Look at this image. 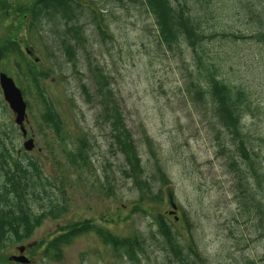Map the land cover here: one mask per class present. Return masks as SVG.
<instances>
[{"label": "rangeland", "instance_id": "obj_1", "mask_svg": "<svg viewBox=\"0 0 264 264\" xmlns=\"http://www.w3.org/2000/svg\"><path fill=\"white\" fill-rule=\"evenodd\" d=\"M34 1L9 0V13L0 19V48L16 43L44 72L45 91L64 119L67 149L76 150L78 139L85 136L89 161L83 169L71 164L65 144L43 122L40 98L20 70L19 55L12 51L0 57V72L13 77L27 102V136L15 123L1 86L0 131H8L7 143L21 158L24 141L34 139L27 152L52 182L53 196L65 202L58 219L44 220L22 242L31 256L24 264H264V223L256 207L257 201L264 206V182L259 187L256 174L241 162L247 192L241 190L230 162L233 154L240 160L239 139L192 89L191 48L185 42L173 49L162 44L155 17L139 0H77L73 20L78 29L73 20L67 29L64 19L54 16L31 31L26 8ZM207 1L172 0L176 5L186 2L207 32L218 34L209 46L224 62L221 76L248 93L250 103L243 106L239 128L260 174L264 43L257 36L264 34V0ZM97 71L108 75L123 119L134 134L148 184L138 187L125 173L128 166L115 143L113 117L107 113V102L112 104L98 93ZM102 90L105 93L106 88ZM157 164L168 180L160 179ZM172 201L177 208L170 214ZM30 203L34 210L39 208L36 201ZM158 214L172 228L181 253L172 251L160 232ZM85 220L93 228L63 246L60 257L44 254L51 239ZM97 227L121 237L139 234L143 250H137L135 261L119 256L101 241ZM15 245L0 243V264H11L7 253L15 251Z\"/></svg>", "mask_w": 264, "mask_h": 264}, {"label": "trees", "instance_id": "obj_2", "mask_svg": "<svg viewBox=\"0 0 264 264\" xmlns=\"http://www.w3.org/2000/svg\"><path fill=\"white\" fill-rule=\"evenodd\" d=\"M139 1L155 17L158 39L162 44L173 49L174 46L185 42L191 48L192 54H194L193 59H195L194 71L189 70L192 89L195 90L200 103L208 105L213 110L217 121L224 124V127L239 139L240 160H237L233 154L230 162L236 169L241 190L247 192L245 170L242 169L241 162H245L249 169L256 174V184L261 187L264 182V171L260 174L257 173L255 160L239 128L243 106L249 105L250 98L242 86L234 85L224 75L221 76L224 62L221 63L219 53L215 54L209 46L218 34L216 32L208 33L204 21L192 14L186 2H179L176 5L172 0ZM79 5L77 0H35L26 8L30 16V30L38 31L44 20L54 18V16L62 17L69 29L73 17L77 20ZM10 8L9 0H0V19L7 17ZM73 21V26L78 29V22ZM98 27L102 32L101 26L98 25ZM222 36L244 37L227 33H223ZM12 51L19 55L20 70L35 87L40 98L43 122L53 129L60 141L65 144L68 135L64 130V119L45 91L42 83L44 72L36 68L35 62L25 58L22 49L14 42H9L0 48V57ZM106 75L104 72L97 71L98 93L101 96L106 95L107 101L112 104L110 106V103L107 102V113L113 117L110 121L114 126L115 143L117 148L122 151L128 166L125 173L128 176L132 175L134 184L140 187L143 183L148 184L147 178L142 177L145 173L142 158L134 134L123 119L122 111L109 86L108 75ZM83 87L89 95L87 87L85 85ZM103 88H106L105 93H103ZM10 137L11 135L6 129L0 131V174L4 179L0 184V243L2 246H6L7 242L19 244L30 239L44 220L58 219L65 210V202L57 196H53L52 182L44 176L39 162L27 151L24 152L23 158L15 155L14 148L11 149L7 143V139ZM63 147L69 161L75 167L83 169L88 165V144L85 136L78 139L76 150L67 149L66 144ZM157 168L160 179L168 180L159 164H157ZM44 197L46 198L44 199ZM47 199L49 201L46 204ZM33 200L39 204V208L36 210L30 203ZM256 207L260 213V221L264 223L263 203L257 201ZM156 221L172 251L181 253V246L174 241L172 228L162 214L157 215ZM91 228L93 225L89 220L71 224L66 231L49 241L44 254L48 256L53 253L54 257H60L63 246L70 244L75 237ZM95 229L101 241L111 246L119 256L127 255L132 260H136L137 250H143L139 234H134L132 237H121L102 227Z\"/></svg>", "mask_w": 264, "mask_h": 264}, {"label": "water", "instance_id": "obj_3", "mask_svg": "<svg viewBox=\"0 0 264 264\" xmlns=\"http://www.w3.org/2000/svg\"><path fill=\"white\" fill-rule=\"evenodd\" d=\"M258 39L264 43V34H259ZM27 52L30 53V50L27 49ZM0 86L3 91L5 100L8 102L10 108L15 113V123L19 125L20 130L24 137L27 136V128L25 127V121L27 117V102L24 98L21 88L16 84L13 77L9 76L5 72H0ZM34 147V139L32 137L24 141V148L27 151H31ZM173 209L170 210V214L175 213L177 205L174 201L171 202ZM176 219L178 216L175 217ZM19 250L23 251L26 248V245H19ZM10 260L18 261L21 263H28L30 260L25 255L20 256H11Z\"/></svg>", "mask_w": 264, "mask_h": 264}, {"label": "flooded vegetation", "instance_id": "obj_4", "mask_svg": "<svg viewBox=\"0 0 264 264\" xmlns=\"http://www.w3.org/2000/svg\"><path fill=\"white\" fill-rule=\"evenodd\" d=\"M17 152H18L19 155L22 154L21 150H18ZM3 180L4 179L1 178L0 184L3 183ZM18 245L19 244L15 245V248H16V250L14 249L15 251H10L9 253H7V258L9 259L11 256H15V255L16 256L25 255V256H27L30 259L31 256H30V252L28 251V248L26 247L25 250L21 251V250H19ZM9 261H10L11 264H24V263H21V262H18V261L10 260V259H9Z\"/></svg>", "mask_w": 264, "mask_h": 264}]
</instances>
